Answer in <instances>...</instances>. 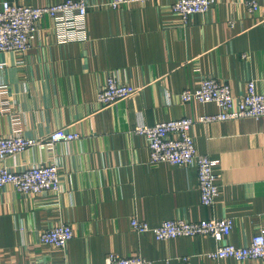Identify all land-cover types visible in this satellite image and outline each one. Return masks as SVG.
I'll return each mask as SVG.
<instances>
[{"label": "crops", "instance_id": "obj_1", "mask_svg": "<svg viewBox=\"0 0 264 264\" xmlns=\"http://www.w3.org/2000/svg\"><path fill=\"white\" fill-rule=\"evenodd\" d=\"M66 0H0L46 7ZM112 0H87L83 37L60 42L44 18L25 53L0 52V137L48 139L56 130L79 138L52 149L31 148L0 161L22 170L39 163L60 166L59 192L0 190V264H105L111 253L139 255L151 264H264L213 260L219 243L244 247L264 227V116L209 124L197 122V151L219 162L220 195L201 204L195 166L150 163L141 126L214 115L213 104L182 103L203 79L245 93L253 80L264 95V0L250 12L244 1H223L184 24L175 0H147L113 9ZM139 89L102 106L96 95L106 78ZM137 218L157 227L167 220L233 219L222 242L209 236L157 241L131 228ZM68 224L65 249L40 243L43 231Z\"/></svg>", "mask_w": 264, "mask_h": 264}, {"label": "built area", "instance_id": "obj_2", "mask_svg": "<svg viewBox=\"0 0 264 264\" xmlns=\"http://www.w3.org/2000/svg\"><path fill=\"white\" fill-rule=\"evenodd\" d=\"M223 1L236 0H175L172 11L187 24L194 15L205 14ZM147 0H112L108 6L116 9L129 4H145ZM250 12L260 10L258 0H246ZM87 0H66L46 7H30L4 3L0 9V52L25 53L39 33L40 22L49 18L54 25L60 42L67 43L83 37L87 29ZM139 89L123 83L116 73L109 75L96 95V102L102 106L113 105L133 96ZM182 103H213L219 108L214 115L141 126L136 133L145 138L149 149L150 163L169 164L176 167L195 166L198 172V186L201 204L212 207L220 195L216 169L219 162L200 154L195 146L191 131L197 123L260 118L264 116V95L259 93L255 81L248 82L244 94L237 96L227 83L215 79H203L197 90H186L180 94ZM79 138L77 133L56 130L48 139H31L21 134L0 137V161L23 153L31 148L52 149L59 142ZM12 186L24 194L40 195L44 192H59L61 187L60 166L56 163H39L22 170L0 169V190ZM131 228L139 234L152 233L157 241H168L181 237L209 236L217 242L228 238L233 230V219H208L193 222L186 219L167 220L152 227L137 218L131 220ZM74 238V231L68 224H60L41 233L40 243L56 249H65ZM213 260L234 259L238 262L258 260L264 262V227L253 236L249 245L240 247L221 244L208 254ZM105 264H151L139 255L123 257L111 253Z\"/></svg>", "mask_w": 264, "mask_h": 264}]
</instances>
